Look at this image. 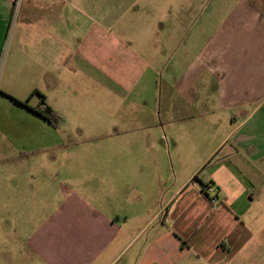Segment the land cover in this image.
<instances>
[{"label": "crops", "instance_id": "0c3cea01", "mask_svg": "<svg viewBox=\"0 0 264 264\" xmlns=\"http://www.w3.org/2000/svg\"><path fill=\"white\" fill-rule=\"evenodd\" d=\"M257 1L242 0L209 35L174 25L146 31L143 9L133 10L150 0H115L110 10L107 2L62 0L90 27L77 42L63 27L56 33L59 74L69 68L67 82L80 73L119 92L85 100L111 109L108 120L97 119L93 140L103 149L91 152L92 163H33L51 124L26 106L7 131L0 126V264H264V3ZM13 14V1L0 0V102H24L23 89L31 92L27 53L39 51L44 69L50 55L47 35L37 49L30 31L12 28ZM67 100L70 115L80 101ZM162 103L175 110L161 112ZM192 104L205 108V133L218 137L207 159L221 156L185 168L161 163L155 138L171 122L193 120ZM59 138L54 146L77 143ZM196 175L218 188L217 203Z\"/></svg>", "mask_w": 264, "mask_h": 264}, {"label": "rangeland", "instance_id": "374dc122", "mask_svg": "<svg viewBox=\"0 0 264 264\" xmlns=\"http://www.w3.org/2000/svg\"><path fill=\"white\" fill-rule=\"evenodd\" d=\"M14 3V14L12 19V28L25 27L28 32L33 34L31 43L38 49L37 44L40 39L47 35L50 55L48 57V67L44 69L42 63L43 57L35 50L27 53L31 54V64L33 67L32 89H23L28 92L27 104L31 107L36 106H50L57 109L59 112L57 116L60 118L58 126L59 136L55 130H52V125L46 126L48 129L47 136L49 143L47 148L33 157V163H92L91 152L95 149H103L101 141L93 140L98 130L97 119L108 120L109 105H104L97 100L95 103L88 104L85 100H92V98H116L114 91L119 92L117 88L112 90L104 88V85L91 84L89 79L85 78L80 73L73 75L74 81L68 80V71L61 76L58 71V47H60L61 38L57 37V32L63 27V32L66 37L70 34H75V41L81 40L84 32L90 27V24L69 5H63L62 0H12ZM104 7L107 2V10L113 8L109 5V0H96ZM144 8L134 9L141 13L142 19L145 20V30L154 27L160 29L162 32H167L173 25L178 31H183L187 28L191 34L205 27V31L212 35L216 27L222 23L223 19L228 17L242 0H150ZM257 1V0H256ZM261 2L264 0H260ZM257 1L258 3H261ZM75 3V2H73ZM115 5V0L110 3ZM114 10V9H113ZM129 8L122 7L119 12L124 16L127 15ZM98 11V10H97ZM111 14V13H109ZM64 17L63 23L62 19ZM140 17V18H141ZM80 21L82 23H80ZM174 22V24H173ZM164 27V30L162 29ZM59 28V30L57 29ZM155 30V29H150ZM19 33V31H17ZM77 35V36H76ZM65 37V38H66ZM67 39V38H66ZM9 41V40H8ZM64 44V39H63ZM28 52V51H27ZM52 53V54H51ZM24 57V55L19 54ZM4 62V56L1 64ZM67 58L64 59V63ZM43 69L42 75L39 73V66ZM44 70L45 73H44ZM61 76V77H60ZM163 81L166 80V73H163ZM60 80V85H58ZM66 82V83H65ZM90 82V83H89ZM67 84V85H66ZM66 85V87H65ZM114 89V91H113ZM164 91V89H161ZM42 92V93H41ZM43 94V95H42ZM43 98H42V96ZM45 97V98H44ZM75 98L80 101L75 105L76 108L72 114L68 115L71 102L67 100ZM211 108L213 104L210 105ZM24 106L15 102L11 97H2L0 102V126L3 130H8L9 124L12 120L22 112L25 111ZM196 116L193 120H178L171 122L172 126L161 130V133L155 138L159 143V154L161 156V163H183V168L188 167L190 163L204 162L213 151L218 137L211 131L205 133L207 125L203 121V113L205 108L201 105L196 106L192 104ZM65 111L63 114L61 111ZM161 112H170L175 110L172 105L165 103L161 104ZM70 111V110H69ZM61 112V113H60ZM106 114V115H105ZM200 114V115H198ZM164 122V121H163ZM167 124V123H166ZM50 127V128H49ZM62 134V136H61ZM163 135V138H161ZM77 141L73 145L64 144L62 146H54L55 141L60 138ZM61 140V139H60ZM53 141V142H52ZM2 147H6L7 140H1ZM221 154H212L208 163H216ZM206 162V161H205ZM204 162V163H205ZM171 165V164H170ZM5 163H0V175L5 174L3 169ZM7 174V173H6ZM196 182V181H194Z\"/></svg>", "mask_w": 264, "mask_h": 264}, {"label": "trees", "instance_id": "16d2710c", "mask_svg": "<svg viewBox=\"0 0 264 264\" xmlns=\"http://www.w3.org/2000/svg\"><path fill=\"white\" fill-rule=\"evenodd\" d=\"M11 98H13V97H11ZM13 99L16 100L17 102H19L21 105L26 106L27 108H29L34 113H36V114L40 115L41 117H43L44 119H46L52 126H54V127H58L59 126V124H60V118H59V116H57V114L54 111V109L51 108L50 106L42 107V106L39 105V106H36V107H30V106H28L27 101L22 102V101H18L15 98H13ZM193 180L194 181H198V182L201 183L202 193L204 194L205 197L208 198V196L204 193V191H205V188L208 185H211V184H204V183H202L200 181V179L198 178L197 175L193 178ZM218 192H219V190H218Z\"/></svg>", "mask_w": 264, "mask_h": 264}, {"label": "built area", "instance_id": "2783aa9c", "mask_svg": "<svg viewBox=\"0 0 264 264\" xmlns=\"http://www.w3.org/2000/svg\"><path fill=\"white\" fill-rule=\"evenodd\" d=\"M204 193L208 196V199L210 200L211 203H217V193H218V188L214 187L213 185H208L205 188Z\"/></svg>", "mask_w": 264, "mask_h": 264}]
</instances>
